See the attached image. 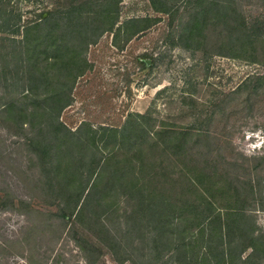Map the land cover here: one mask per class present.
Wrapping results in <instances>:
<instances>
[{
    "label": "trees",
    "instance_id": "obj_1",
    "mask_svg": "<svg viewBox=\"0 0 264 264\" xmlns=\"http://www.w3.org/2000/svg\"><path fill=\"white\" fill-rule=\"evenodd\" d=\"M151 3L158 13L171 12L165 0ZM120 4L58 0L23 20L0 1V129L25 152L20 174L24 168L29 172L36 195L17 208L6 194L1 209L11 202L13 211L31 220L23 238L29 243L76 223L92 231L119 194L136 200L127 216L131 231L134 224L152 227L149 249L140 254L145 264H264V233L246 209L249 202H260L264 211V190L251 178H219L216 169L210 173L191 159L189 141L209 136L158 124L149 114L132 113L122 128L83 122L71 129L63 121L78 80L92 68L88 50L113 32ZM188 7L179 28L186 48L199 50L218 32L216 44L224 49L219 55L264 67V16L250 22L238 13L237 0H190ZM156 22L137 18L124 25L131 24L134 37ZM142 63V69L150 67ZM248 81L256 91L264 87V75ZM102 198L105 204L99 203ZM88 209L92 216L83 217Z\"/></svg>",
    "mask_w": 264,
    "mask_h": 264
},
{
    "label": "rangeland",
    "instance_id": "obj_2",
    "mask_svg": "<svg viewBox=\"0 0 264 264\" xmlns=\"http://www.w3.org/2000/svg\"><path fill=\"white\" fill-rule=\"evenodd\" d=\"M0 1L23 20L34 18L46 2L51 6L58 3ZM165 1L172 7L169 14L156 12L151 0H121L115 29L104 33L88 50L92 68L78 80L63 121L71 129L83 122L122 128L127 118L137 113L151 115L158 124L189 127L209 136L189 141L193 146L191 159L210 173L216 169L219 178L224 174L235 180L238 175L240 180L251 178L264 190V87L256 91L255 82L248 81L263 76L264 67L219 55L224 49L216 44L218 32L199 50L186 48L179 28L189 14L190 0ZM237 8L250 22L264 16V0H237ZM137 18L157 22L131 37V24L128 29L124 24ZM142 62L150 67L142 69ZM243 85L249 89L237 93ZM12 140L0 129V198L9 194L21 208L19 201L28 202L29 196L36 195L31 193L29 172L24 168L21 172L25 173L20 174L25 152ZM23 175L29 180L27 184ZM117 195L110 200L114 204L111 213L103 211L102 224L92 231L76 223L56 233L37 235L29 243L23 238L31 220L13 211L8 202L5 209L0 207V264H145L146 258L140 254L149 249L152 227L134 224L131 231L127 216L136 209V200ZM99 203L106 201L102 198ZM261 206L260 202H249L246 209L264 233ZM85 215L90 218L91 209L84 211ZM125 247L127 255L122 253ZM114 255L124 261L117 262Z\"/></svg>",
    "mask_w": 264,
    "mask_h": 264
}]
</instances>
